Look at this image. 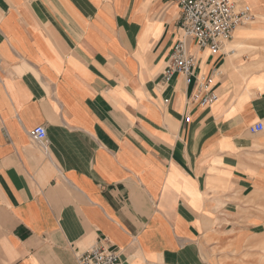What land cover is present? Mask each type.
<instances>
[{
  "label": "crops",
  "instance_id": "obj_1",
  "mask_svg": "<svg viewBox=\"0 0 264 264\" xmlns=\"http://www.w3.org/2000/svg\"><path fill=\"white\" fill-rule=\"evenodd\" d=\"M162 84L178 0H0V264H264V0ZM44 125L46 140L30 132Z\"/></svg>",
  "mask_w": 264,
  "mask_h": 264
},
{
  "label": "built area",
  "instance_id": "obj_2",
  "mask_svg": "<svg viewBox=\"0 0 264 264\" xmlns=\"http://www.w3.org/2000/svg\"><path fill=\"white\" fill-rule=\"evenodd\" d=\"M181 7L180 37L173 44L169 61L163 72L162 84L168 85L177 74L185 83L193 84L189 101L201 106H210L219 95L212 76L196 74L197 57L190 51V41L199 49L217 53L228 43L234 30L254 20L251 6L239 0H178ZM251 133L264 131V123L249 127ZM30 134L40 142L46 140L44 125L35 127ZM79 264H122L115 248L94 246L78 255Z\"/></svg>",
  "mask_w": 264,
  "mask_h": 264
}]
</instances>
